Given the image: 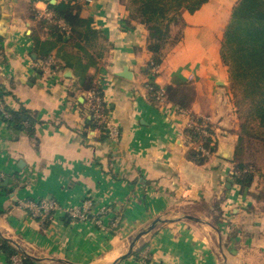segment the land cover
<instances>
[{
  "label": "crops",
  "instance_id": "1",
  "mask_svg": "<svg viewBox=\"0 0 264 264\" xmlns=\"http://www.w3.org/2000/svg\"><path fill=\"white\" fill-rule=\"evenodd\" d=\"M77 1L73 32L47 17L49 0H0V264L10 250L28 264H264V183L258 172L246 189L236 183L240 107L221 58L239 0L183 11L160 66L128 0ZM97 93L118 141L94 119ZM197 117L215 141L202 163L188 136ZM42 199L62 206L52 219L23 205ZM87 201L90 219L68 214Z\"/></svg>",
  "mask_w": 264,
  "mask_h": 264
},
{
  "label": "trees",
  "instance_id": "2",
  "mask_svg": "<svg viewBox=\"0 0 264 264\" xmlns=\"http://www.w3.org/2000/svg\"><path fill=\"white\" fill-rule=\"evenodd\" d=\"M208 1L128 0L131 17L148 28V48L153 54V65L160 66L168 50L182 38V12L193 13ZM49 7L71 31H77L82 9L77 0H61L50 4ZM86 29L94 30L91 20L87 21ZM221 58L229 67L231 88L235 93L237 105L241 108L244 101L249 103L247 109L240 111L242 130L247 135L264 140V0H239L234 6L224 31ZM180 104L184 107V102ZM244 112L247 113L246 119L243 117ZM188 134L192 141H202L204 146L214 150V146L210 147L212 135L202 138L194 128L189 129ZM243 139L241 135L237 148L236 183L246 189L252 184L256 172L247 168L240 160L244 149ZM191 150L193 159L199 163L206 160L201 152ZM10 253L13 255L18 252L10 250ZM30 261L32 260L28 257L25 258L26 264Z\"/></svg>",
  "mask_w": 264,
  "mask_h": 264
},
{
  "label": "built area",
  "instance_id": "3",
  "mask_svg": "<svg viewBox=\"0 0 264 264\" xmlns=\"http://www.w3.org/2000/svg\"><path fill=\"white\" fill-rule=\"evenodd\" d=\"M47 17L50 20L54 21L55 23L59 24L60 27H62L64 30L68 29L66 23L62 19H59L56 16L52 17L49 14H47ZM153 69H154L153 71L156 72L157 68L154 67ZM147 87L149 93H151L158 102L162 103L163 101H165L167 94L164 88L160 86H156L153 83L152 84L149 83ZM92 99L95 100L93 104V108L95 110L94 119L96 123L106 131L108 137L111 140L118 141L120 137V129L118 125H116L111 121L109 115L105 113L101 96L98 93L93 94ZM0 110L2 111V114L5 117H9L8 111L5 110V108L2 105H0ZM179 112L181 114H188V111L182 108L179 109ZM189 126L194 128L198 132V135H200V137L202 138L209 137L211 135L213 137V134L211 133L213 127L210 123V120L206 117H197L191 120ZM214 145H215V141L213 139L212 142L210 143V147H213ZM193 147L196 151L201 152L205 156H209L212 153V150L209 147L207 148L206 146H204L202 141L196 143L195 145H193ZM86 203L87 205H85L84 209L74 208V207L68 209L67 210L68 214L73 219H78L82 221L90 219L92 216V213L88 210L89 209L88 205H90V201H87ZM23 205L30 209L34 217H42L44 219H52L54 217V212L62 208V206L57 201L52 199H42L40 201L39 200L25 201ZM108 210H109L108 208H104L100 213L106 214ZM94 220L98 225L100 226L103 225L100 217H95ZM25 258L26 256L21 252L15 253L11 256L10 264H26Z\"/></svg>",
  "mask_w": 264,
  "mask_h": 264
},
{
  "label": "rangeland",
  "instance_id": "4",
  "mask_svg": "<svg viewBox=\"0 0 264 264\" xmlns=\"http://www.w3.org/2000/svg\"><path fill=\"white\" fill-rule=\"evenodd\" d=\"M241 106L242 107L240 108V111H242L243 109H247L249 106L248 101H244ZM246 114L247 113L245 112L243 114V117L245 116V119L247 118ZM241 135H243L244 138V149L242 151V154H240V160H242L247 165V168L254 172H258L259 176L262 177L264 183V140H260L253 136L247 135V133L245 134V131L242 130V126Z\"/></svg>",
  "mask_w": 264,
  "mask_h": 264
},
{
  "label": "water",
  "instance_id": "5",
  "mask_svg": "<svg viewBox=\"0 0 264 264\" xmlns=\"http://www.w3.org/2000/svg\"><path fill=\"white\" fill-rule=\"evenodd\" d=\"M49 1H50L51 4H55L57 0H49ZM235 175H236V172H235ZM231 181H233V179H231ZM186 217L188 218L189 216H186ZM190 218H191V217H190ZM198 220H199V219H198ZM200 220H201V219H200ZM160 221H163V219H161V218L156 219V220H155V221H154V222H153V223H152L147 229L141 231V232L136 236V238L134 239V241L132 242V244H131V246H130V248H129L128 253H126V254L122 257V259L125 258L126 256H128V255L133 251V247H134V245L136 244V242L140 239V237H141L142 235H144V234L150 232V231H151V230L157 225V223L160 222ZM23 254H24L26 257H28L26 253L23 252Z\"/></svg>",
  "mask_w": 264,
  "mask_h": 264
}]
</instances>
